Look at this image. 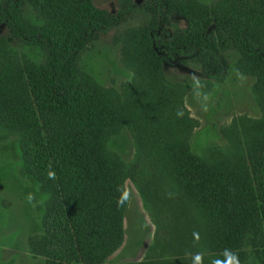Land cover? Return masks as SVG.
<instances>
[{
  "label": "trees",
  "instance_id": "16d2710c",
  "mask_svg": "<svg viewBox=\"0 0 264 264\" xmlns=\"http://www.w3.org/2000/svg\"><path fill=\"white\" fill-rule=\"evenodd\" d=\"M138 11L153 21L121 36V61L134 76L119 92L78 63L92 37ZM1 26L43 51L35 61L0 39V140H19L23 173L48 196L44 232L29 240L34 255L105 264L125 240L131 180L156 234L145 260L130 264H246L251 256L264 264V0L127 1L116 13L93 0H2ZM227 52L255 79L261 114L235 118L223 129L229 145L199 156L188 87L169 82L165 65L221 81ZM125 129L136 147L131 164L109 148Z\"/></svg>",
  "mask_w": 264,
  "mask_h": 264
},
{
  "label": "rangeland",
  "instance_id": "374dc122",
  "mask_svg": "<svg viewBox=\"0 0 264 264\" xmlns=\"http://www.w3.org/2000/svg\"><path fill=\"white\" fill-rule=\"evenodd\" d=\"M93 1L100 11L116 13L127 1L145 4L155 0ZM199 1L211 4L217 0ZM26 20L31 28L39 27L34 14L30 13ZM152 21L150 14L138 11L120 27L98 33L86 43L79 59V67L103 86L113 87L121 92L134 76L121 61V36L128 29L149 27ZM0 39L8 40L15 50L27 54L35 61L42 58L40 46L26 45L14 39L5 26L0 27ZM225 55L228 57L229 70L221 81L203 77L194 66L178 62L165 65L164 74L169 82L188 87L185 107L190 117L198 122L190 142L192 151L199 156L206 155L211 148L229 145L223 129L228 128L235 118L242 115L259 118L261 114L253 90L255 79L243 76L237 70V52H227ZM109 148L127 164L135 159L134 138L128 129L113 137ZM125 185L129 196L125 211V240L105 264L140 262L145 260L153 246L156 225L150 211L131 180H127ZM47 199L40 184L23 173L19 140L15 137L0 140V264H46L44 257L31 252L29 240L44 232L42 221ZM246 264L260 263L257 257L251 256Z\"/></svg>",
  "mask_w": 264,
  "mask_h": 264
}]
</instances>
